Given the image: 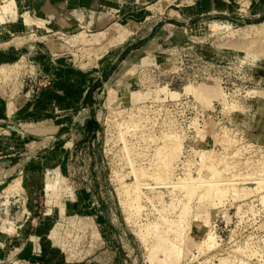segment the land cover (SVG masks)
Segmentation results:
<instances>
[{
    "label": "rangeland",
    "instance_id": "rangeland-1",
    "mask_svg": "<svg viewBox=\"0 0 264 264\" xmlns=\"http://www.w3.org/2000/svg\"><path fill=\"white\" fill-rule=\"evenodd\" d=\"M14 1V13L24 5L29 16H39L27 0ZM169 2L136 1L131 9L132 25L126 24L127 15L119 12L124 11L119 5L114 20L101 29L107 32L105 39L95 45L86 38L100 31L96 27L69 35L50 31L38 35L37 31L48 30L43 20L5 40L0 36V48L21 49L16 58L11 55L0 62L5 65L0 69V264H225L219 257L237 261L238 245L258 249L259 255L264 252V243L260 239L254 242L256 232L264 234L256 228L264 208L257 216L251 211L236 213L242 203V210L248 203L257 209V195L246 199L229 195L217 201L211 230L218 244L207 247L199 235H193L197 240L188 255L180 256L181 251L178 257L171 249L177 245L183 250V230L188 228L168 226L161 213L177 223L180 206L169 205L173 198L186 196L144 176L139 180L141 211L132 214L124 203L125 186L137 183L119 138V131L125 130L122 121L129 118L137 122L125 133L129 148L133 147L130 158L135 167L144 166L147 171L154 169L161 134L172 127L169 131L182 133L184 143L174 163L173 180L189 166L196 175L194 163L202 151L209 155L223 150L226 154L240 147L238 155L228 159L237 163L231 169L248 176L253 175L252 161L264 155V101L257 96L264 94V17L228 19L240 33L251 30L245 38L239 32L212 30L211 21L219 18H201L181 27L161 21L153 38L149 34L136 39V33H146L148 24ZM164 25L174 30L163 31ZM80 31L86 32V38H70ZM113 31L123 35L116 37L115 44L117 38L123 44L134 34L129 41H136L128 48L138 51L121 61L123 54L102 76L104 83L100 80L94 85V65L103 54L96 50L103 45L105 50L111 48ZM163 38L168 40L159 45ZM118 70L120 77L110 80ZM70 80L78 85L71 86ZM55 84L62 89L57 98L50 93ZM86 91L89 95H84ZM123 108L127 111L115 113ZM144 118L148 119L144 122ZM79 120H91L86 135L75 132ZM171 121L174 125H169ZM225 127L235 139L229 150L219 140ZM242 157L246 163L241 165L238 160ZM47 174L62 178L50 197ZM15 178L20 179L24 196L9 203L4 189ZM191 201L194 213L196 200ZM148 221L161 228L160 247L155 235L141 237L142 224ZM54 255L59 259L49 261ZM257 258L253 255L248 262L264 264Z\"/></svg>",
    "mask_w": 264,
    "mask_h": 264
},
{
    "label": "bare ground",
    "instance_id": "bare-ground-1",
    "mask_svg": "<svg viewBox=\"0 0 264 264\" xmlns=\"http://www.w3.org/2000/svg\"><path fill=\"white\" fill-rule=\"evenodd\" d=\"M33 21L34 20H32V18L28 15V13H26V24L31 27ZM210 26H211L212 30H214L215 32L216 31L220 32L221 30H224V32L227 31V32L231 33L232 35L239 32V31H236L235 27L233 26V23L231 21H228V20L213 19L210 23ZM162 30L169 32L171 30H174V27H172V26L170 27V25H164ZM250 31L244 30L241 33L239 32V35L242 38L250 37ZM4 66H5L4 64L0 65V69L2 70ZM121 68L122 67L120 66L119 69H121ZM0 73H1V71H0ZM120 73L121 72L119 70L116 71L114 73V76L110 80L114 79V77L119 78ZM116 81L117 80H115V82ZM118 82H119V84H118ZM118 82H116L117 86H120V81H118ZM105 86H106V88L109 89L110 83L109 82L106 83ZM113 92H114V90H113ZM115 92H116V90H115ZM111 93H112V91H111ZM257 96L259 97V99H262L264 101V94L263 93H260ZM131 108H133V106ZM138 108H139L138 110H142V108L141 109H140V107H138ZM130 109H128V111ZM143 109H144V107H143ZM125 111H127L125 108L117 109L115 111V113H118L121 115V113L125 112ZM131 112L132 111L130 110V113ZM132 114H133V112H132ZM121 119L124 120L123 118H121ZM139 119H136V121L139 122ZM145 119L147 120L148 118H144V122H145ZM128 120H126L125 122L122 121L123 124L125 123L124 124L125 127H124V125L122 127V128H125V130L123 129L124 131H119V138L122 139L124 154H126V156H127L128 164H130L131 171L134 173L135 178L137 179V183L134 185H126L125 186L124 203L132 214L133 213L136 214V213H139L141 211V209L143 208L144 205H142V203L140 201V194H141V192H140L141 187L140 186L142 183L139 180H140V178H142L144 176L152 177L153 179H155L160 184L169 185V187L170 186L175 187L176 189L180 190V192L184 196H186V198H183V199L182 198L180 199L179 197L178 198L175 197L170 202L169 206H172L173 208L177 207L178 205L180 206L179 216H178V219L176 220L177 223H175V221L173 219H171L170 217L165 215V213L164 214L161 213V216L164 218V220L168 226L175 227L178 224H181V225L185 226L184 227L185 229L188 228L185 231L183 230L184 236H185L184 237L185 238V245L183 247V250H181V248L177 247V245H176V247L174 246L175 248L173 247L174 249H171V251L177 257L181 253V251L183 254H180V256L188 255L190 248L193 246V244L197 240L194 237L196 235H199L198 238L202 239L203 244H206L207 247L214 248L213 246H216L218 244V241L216 239V235L211 230V220L215 215V205H216L217 201L221 202L224 199H226V197L229 195H231L233 198H239V197L242 198L243 197V199H246L249 195H257L258 204H259V207H257V209L253 208V206H255L253 203H248L247 209L242 210V204H244V203H242V204H239L236 213L242 214L243 212L251 211L252 215L257 216L258 211L263 212V208H264V155H262L260 158H258L256 162L252 161V165L254 166V168H253L254 170L251 172V174H253V175L248 176L245 173H241V172L238 173V172H235L234 169H231L232 167L236 166L237 163H233L234 159L232 161H230L228 159L229 157H231V158L234 157L235 154H237L240 147H235L234 151H232V153H230L229 151L228 152L225 151L227 155L223 152V150L219 151L217 153H211L209 155H206V154H208V151H202L200 153V160H197L196 162L194 161L195 162L194 163V171L196 172V175H193L191 173L192 169L189 168V167H191V166H189V167H187V169H185L186 173L184 172L182 175L177 176V178H176L177 180L176 179L173 180L172 175L174 174V163H175V160L179 157V155L182 151L181 149L183 147V143H184L183 135L181 136L182 133L180 134V133H176V131H169L173 127L171 129L168 127L169 132L167 131L166 133L163 132V134H161L160 139L162 141L160 142L159 145H157L155 147L156 149H155L154 155H155V158L157 159V161L154 159L156 162L154 169H152L151 171L150 170L147 171L148 169L146 168L147 169L146 170L145 168H143L144 166L143 167H135L132 159L130 158L131 157L130 152H132L131 149L133 147L131 145L130 147H132V148H129L128 143H127L128 142L127 140H129V139H127L125 137V133L127 134V132L130 131L131 127L137 126V122L134 123L135 121L134 120L132 121V119L129 121ZM141 121H143V120H141ZM119 122L121 123V121H119ZM120 123H118V125ZM122 123H121V125H122ZM139 124H140V122H139ZM168 124H169V122H168ZM172 124L173 123L171 121L169 125H172ZM120 128H121V126H120ZM120 128H119V130H120ZM141 135H143V133ZM220 135L221 136H220L219 140H220V143H222L224 145L223 149L229 150L230 144L235 143L234 136L230 135L228 133V130L226 129V127L222 128L220 130ZM147 136H149V135H147ZM151 136H152V134H151ZM131 143H133V142H131ZM188 143L190 145H192L193 141L188 140ZM240 159H242V160H238L239 164L242 165V164L246 163V161L243 160L245 158L242 157ZM191 162H192V160H191ZM201 163H202V165H201ZM253 163H255V165ZM210 175H213L212 176L213 178H211ZM45 178H46L45 179V185H46L47 195H48V197H50L51 194L53 193V190L55 189V186H58V181L61 180L62 178L60 176L57 177V176H54L52 174H47L45 176ZM246 182L252 183L253 185H246ZM147 185H149V184H147ZM237 185H242V186L238 187ZM22 190L23 189H21L20 179H18V178L13 179V181L10 182L4 189L5 196L7 197V201L10 203L11 201L14 202L16 199H21L22 196H24ZM192 199L196 200L194 213H192V208L194 207V206L192 207V204H191ZM227 218H229L228 215H227ZM256 222L258 223L256 228L260 229V231H264V217L262 219L256 221ZM156 224H158V223L157 222H149V221L146 223H143L142 224L143 227H142V230H140V232H141L142 238H144L145 236H147L149 234L155 235L157 238V241H158L157 247H160L161 242L163 240V236H162V231H160L161 228L158 227ZM255 234H256L257 238L254 239V242H256L257 240L260 239L261 242L264 243V234L260 235L259 232L258 233L256 232ZM168 242H170V241H168ZM165 244H166V241H165ZM235 250L240 251V254L238 256L236 254L237 261H235V259L231 260L227 256H221V257H219V260L221 259V261L224 262L225 264H233V263L234 264H250V262H248L249 260H251L250 257L253 255H258L257 260H261L264 262V252H261L262 254L259 255L258 249H255V248L249 249L248 245H244L243 247L241 245H238L235 248ZM229 260H231V263L229 262ZM197 264H204V263H202V261H198ZM253 264H255V262Z\"/></svg>",
    "mask_w": 264,
    "mask_h": 264
},
{
    "label": "crops",
    "instance_id": "crops-1",
    "mask_svg": "<svg viewBox=\"0 0 264 264\" xmlns=\"http://www.w3.org/2000/svg\"><path fill=\"white\" fill-rule=\"evenodd\" d=\"M136 1L143 4H150L155 0H27L26 3L32 5L33 9H35L36 13L39 15L30 16L32 20H34L32 23L37 24L39 20H43L47 23L44 27L48 30H45L44 32L40 31L41 33L37 31L38 35L45 34L48 31L69 35L80 29L96 27L100 31L93 33L90 38L85 37L86 32L84 31H80L70 36V38L74 40L78 39V37L86 38L90 42H95V45L105 39L107 32L101 29L108 26V24L114 20L115 12H118L119 5H123L124 10H119V12L124 16L127 15L125 16L126 24H133L134 20L131 19L133 18L131 9H133ZM22 4H25V2ZM243 4L244 7H242ZM14 5V0H6L5 2L0 1V36L3 37L2 40H5L6 36L10 34L25 32L26 28L28 29V27H30L26 24L25 6L18 7L16 13H14ZM26 13L29 14L28 11H26ZM262 17H264V0H184V3L182 1L176 2V0H171V2L162 9L160 16L148 24L150 27L146 33H136L138 37L136 39L149 34H152L151 38H153L160 27L159 26L155 29L156 25L161 21H164V23L169 22L181 27L187 23L197 22L201 18L207 20L209 18H222L227 20L234 19L237 21H245L248 19L256 20ZM120 20L122 19L120 18ZM111 34L114 38L113 43H111V48L107 46L105 50L103 45V49L96 50L98 53L102 52L103 54L97 57L96 64L94 65L95 70L92 78L94 85L100 80H103L102 82L104 83L102 76L114 67L115 63L119 61L123 54L125 55L121 61L126 60L134 50L138 51L137 48H128L132 42L136 41H129L134 34L126 43L123 42V44H121V38H117L118 40L115 44L116 37L123 36L121 32L113 31ZM164 40H168V38L160 39L159 45ZM1 43L2 41H0V44ZM19 50H21L19 47H17L16 50L1 47L0 62L10 58L11 55H14V58H16L18 54L21 53ZM69 82L71 86L78 85L76 81L70 80ZM51 92H54L53 97L57 98V96H59L58 94L62 92L61 86L59 87L58 84H55L54 88H50V93ZM87 93L88 92L86 91L84 95H87ZM49 100L51 102L52 98H49ZM68 101L69 99H66L65 104L68 103ZM90 121L91 120L84 122L79 120L76 124L77 129H75V132L79 135H86L90 128ZM59 257V255H54L49 261H55L59 259Z\"/></svg>",
    "mask_w": 264,
    "mask_h": 264
}]
</instances>
